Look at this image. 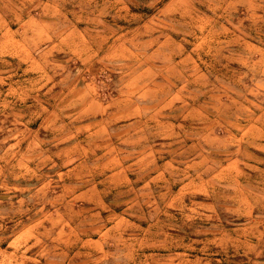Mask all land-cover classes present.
<instances>
[{
    "label": "rangeland",
    "instance_id": "rangeland-1",
    "mask_svg": "<svg viewBox=\"0 0 264 264\" xmlns=\"http://www.w3.org/2000/svg\"><path fill=\"white\" fill-rule=\"evenodd\" d=\"M0 264H264V0H0Z\"/></svg>",
    "mask_w": 264,
    "mask_h": 264
},
{
    "label": "crops",
    "instance_id": "crops-1",
    "mask_svg": "<svg viewBox=\"0 0 264 264\" xmlns=\"http://www.w3.org/2000/svg\"><path fill=\"white\" fill-rule=\"evenodd\" d=\"M102 108V107H101ZM100 114L102 113L101 111L99 112ZM124 113H128V112H123L122 114H119V115H123ZM124 116H125V118H127L129 115H123V117L122 118H124ZM115 121V119H113V122Z\"/></svg>",
    "mask_w": 264,
    "mask_h": 264
}]
</instances>
